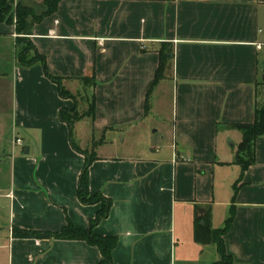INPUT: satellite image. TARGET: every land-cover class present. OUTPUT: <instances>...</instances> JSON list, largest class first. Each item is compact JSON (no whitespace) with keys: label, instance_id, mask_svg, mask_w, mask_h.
Returning <instances> with one entry per match:
<instances>
[{"label":"crops","instance_id":"1","mask_svg":"<svg viewBox=\"0 0 264 264\" xmlns=\"http://www.w3.org/2000/svg\"><path fill=\"white\" fill-rule=\"evenodd\" d=\"M13 1L44 12L43 0ZM17 38L13 24L0 23V91L6 83L8 120L24 142L0 148V264H98L97 248L82 241L12 236L13 228L58 233L67 221L88 228L101 205L77 199L85 160L75 148L93 146L89 193L112 202L93 232L117 239L113 264H175L176 249L181 264L189 254L199 264L204 252L202 264H213L215 248L193 237L194 208L203 206L213 229L234 209L223 237L233 264H264V136L244 173L229 145L242 140L234 126L252 124L264 104V0H61L26 38L68 99L40 64L18 65ZM161 54L162 79L146 103ZM90 105L93 117L72 128L59 120ZM83 120L101 143H74ZM109 135L127 141L116 156L97 152Z\"/></svg>","mask_w":264,"mask_h":264},{"label":"trees","instance_id":"2","mask_svg":"<svg viewBox=\"0 0 264 264\" xmlns=\"http://www.w3.org/2000/svg\"><path fill=\"white\" fill-rule=\"evenodd\" d=\"M61 0H43L44 12L37 16L31 8L25 7L20 3L14 4L13 0H0V23L13 24L19 38H17V46L21 48L18 56V65L21 67H31L40 64L46 77L53 82L59 91V95L64 98H72V95L64 90L61 79L49 75L46 71L44 58L36 54L34 48L27 41L32 23L41 21L43 18L53 14ZM24 48V49H23ZM23 49V50H22ZM32 54V57L26 60V56ZM165 55L161 54L159 65L155 73L154 80L148 90L147 99L153 88L162 79V71L165 67ZM147 108V105H145ZM94 108L90 105L85 113L79 114L75 109L59 112V120L65 123L69 128L85 117H93ZM242 135L241 143L237 147L234 164L239 166L241 173H244L250 166L254 164V148L255 141L259 137L264 136V104L257 105L255 109V119L249 125L234 126ZM75 150L84 156V165L77 184V199L82 205L89 206L100 204L101 208L95 215L94 219L89 222L88 228L81 230L75 228L69 221L58 233L52 232H34L25 231L18 228L12 229V236L17 239H54L64 241H82L90 247H95L100 253L101 259L98 264H113L112 252L117 245L115 237H100L93 232L97 224L107 218L112 202L110 199L104 198L101 194L89 193V177L88 169L95 156L89 151ZM236 193V188H234ZM193 218V237L194 241L201 246H213L218 256V260L213 264H233L232 257L227 254L223 242V237L229 231L230 225L234 218V209L231 207L228 217L224 221L221 228L213 229L210 224V207H195Z\"/></svg>","mask_w":264,"mask_h":264},{"label":"rangeland","instance_id":"3","mask_svg":"<svg viewBox=\"0 0 264 264\" xmlns=\"http://www.w3.org/2000/svg\"><path fill=\"white\" fill-rule=\"evenodd\" d=\"M27 41H28V39H27ZM31 56L32 55L26 56V60L30 59ZM263 71H264V68H263ZM2 84L3 85H2V88H1L0 92H2V94H6V95H3L4 98L2 97L3 99L1 100L2 101V109L5 110L6 114L0 115V148L1 149L2 148H4V149L6 148L7 149V143L10 142V141L15 140L16 137L19 138L20 136H19V133L12 132V127H11L10 122L8 120V110H7L8 105H9V98H10L9 90H8V88L6 86V83L3 82ZM259 85L260 86L258 88L259 89L258 92H259L260 96L263 97L264 96V77H262V79L260 80ZM78 92H79V94H77L76 99H77V101L79 103V106L82 109V112H83V111H85V110H83V107H84V105H86V98L88 97V100H90V98H89V96L87 94L88 92L84 91V89L79 90ZM263 100L264 99H262V102H264ZM88 124H89V122L87 120H83L81 122V124H79V125H77L75 127V129L73 131V141H74L75 144L87 145V147L90 148L91 146H93L95 144L98 145L99 143H101L100 142L101 136L99 134L95 133L94 134L95 141L89 139L87 137V135L90 136V132H87L88 129H89V125ZM82 128H84V129L86 128V131H84ZM153 131H155V130L152 129L151 133H153ZM159 134H160V132H159ZM159 134L157 135V137L160 136ZM114 136H116V135H114ZM20 139L22 140V138H20ZM110 140H111V135H109V137L106 138V141H105V143L103 144L102 147L97 146V152H100L103 155L116 156V155H118L119 150H121V148H126V146H127V141H126L125 144H124V147H121L122 146V144H121L122 142L120 140V137L117 138L118 141L115 139L113 142H111ZM232 143H233L234 146L231 147L230 149H231V151L234 150L236 152V150H237L236 144L234 142H230L229 145H232ZM93 147L89 151H91V154H93L95 156V154L93 153V151H94ZM135 149L139 150L140 148L137 147ZM202 208H204V206ZM222 226H223V224H222V222H220V224L218 225V228H220ZM207 250H211V248H208ZM210 256L211 255H209V253H205L204 252V254L202 256H199V264H202L203 261L209 260ZM196 260H197V258H196L195 254H194V256H192V254H189V258H188L189 262H188V264H196L197 263ZM181 263H182V261L180 260L179 251H178V249H176L175 264H181Z\"/></svg>","mask_w":264,"mask_h":264},{"label":"built area","instance_id":"4","mask_svg":"<svg viewBox=\"0 0 264 264\" xmlns=\"http://www.w3.org/2000/svg\"><path fill=\"white\" fill-rule=\"evenodd\" d=\"M14 144L19 146V147H23L24 146V142L20 139H15L14 140Z\"/></svg>","mask_w":264,"mask_h":264}]
</instances>
